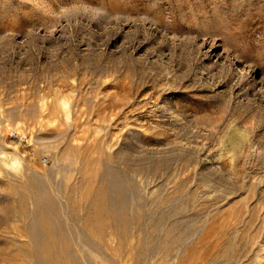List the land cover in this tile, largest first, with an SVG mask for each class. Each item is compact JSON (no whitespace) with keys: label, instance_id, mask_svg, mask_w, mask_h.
<instances>
[{"label":"rangeland","instance_id":"rangeland-1","mask_svg":"<svg viewBox=\"0 0 264 264\" xmlns=\"http://www.w3.org/2000/svg\"><path fill=\"white\" fill-rule=\"evenodd\" d=\"M0 264H264V0H0Z\"/></svg>","mask_w":264,"mask_h":264}]
</instances>
